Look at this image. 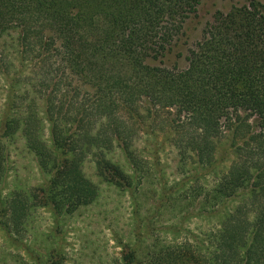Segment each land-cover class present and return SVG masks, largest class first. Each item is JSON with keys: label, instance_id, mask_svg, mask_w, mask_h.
<instances>
[{"label": "trees", "instance_id": "obj_1", "mask_svg": "<svg viewBox=\"0 0 264 264\" xmlns=\"http://www.w3.org/2000/svg\"><path fill=\"white\" fill-rule=\"evenodd\" d=\"M200 3L0 0V226L24 246L52 213L36 264L63 263L62 223L98 200L88 159L135 203L119 264H264V4L218 10L186 65L162 64ZM19 134L49 179L3 193Z\"/></svg>", "mask_w": 264, "mask_h": 264}, {"label": "rangeland", "instance_id": "obj_2", "mask_svg": "<svg viewBox=\"0 0 264 264\" xmlns=\"http://www.w3.org/2000/svg\"><path fill=\"white\" fill-rule=\"evenodd\" d=\"M247 0H201L198 13L191 18L184 28L183 35L172 50L162 59L167 66L186 65V55L202 35L203 28L214 20L218 10L227 12L233 5H242ZM264 4V0H258ZM157 129H161L164 121L158 122ZM137 129L138 127L136 125ZM9 147L8 178L3 193L15 188L29 189L41 185L49 179L38 166L37 159L26 147L21 134L12 141L7 140ZM124 163V157L119 150L111 155ZM163 163L167 176L174 177L176 169L175 152L163 155ZM86 175L99 187L98 200L90 206L81 208L64 224L63 252L65 258L62 264H119L123 246L121 241L132 242V228L134 225L135 203L128 192L121 191L112 183L104 181L97 175L96 165L92 159L84 163ZM151 200V199H150ZM140 201H147L143 196ZM158 226V224H157ZM207 221L193 220L192 229L208 228ZM55 218L47 209L40 207L32 216L29 231L22 239L24 246L14 244L7 233L0 226V264H36L30 252L38 254L45 262L48 248L58 246L59 239L54 235ZM141 232L147 239L143 226ZM160 234L157 231L154 235ZM144 243H147L145 241ZM29 248L28 250L26 247Z\"/></svg>", "mask_w": 264, "mask_h": 264}]
</instances>
